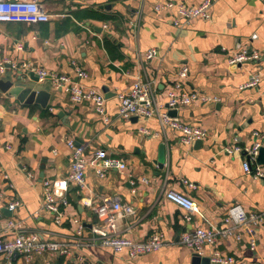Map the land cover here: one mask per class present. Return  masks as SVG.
<instances>
[{
  "label": "crops",
  "instance_id": "crops-1",
  "mask_svg": "<svg viewBox=\"0 0 264 264\" xmlns=\"http://www.w3.org/2000/svg\"><path fill=\"white\" fill-rule=\"evenodd\" d=\"M199 1L37 0L49 15L47 23H0V62L16 66L6 67L3 75L13 81L21 75L27 82L30 69L41 68L105 97L101 116L88 102H70L48 78L36 83L50 93L45 108L0 92V238L12 236L8 225L18 223L42 241L68 249L67 255L47 252L29 262L15 255L13 264H51L58 256L62 264H193V252L180 243L184 232L223 227L233 204L247 212L264 211V181L244 173V152H224L226 146H250L254 132L264 134V0H218L208 19L189 24H182L173 9H154ZM86 9L111 19L78 21L76 13ZM241 49L258 58L229 65V52ZM150 50L154 56L147 59ZM181 67L187 69L184 88L210 100L170 110L165 94ZM76 68L86 77L79 78ZM253 73L259 74V84L242 88ZM137 80L151 82L160 112L201 128L205 138L187 146L157 116L120 119L117 96ZM69 140L85 147L87 159L104 150L123 160L126 169L99 178L88 168L84 188L68 184L62 192L67 206L60 208L57 221L44 209L43 182L67 177ZM261 142L264 147V138ZM168 190L193 200L197 212L190 221L165 199ZM104 199L133 209L117 215V236L144 242L161 234V247L134 259L126 250L103 247L91 229ZM11 202L17 203L13 212L7 208ZM239 235V240L219 238L215 248L239 263L264 264V229L244 228ZM210 251L206 247L199 258H209Z\"/></svg>",
  "mask_w": 264,
  "mask_h": 264
},
{
  "label": "built area",
  "instance_id": "built-area-1",
  "mask_svg": "<svg viewBox=\"0 0 264 264\" xmlns=\"http://www.w3.org/2000/svg\"><path fill=\"white\" fill-rule=\"evenodd\" d=\"M218 0H200L193 6H187L183 3L167 2L163 5L156 4L154 9L174 10L175 14L182 18V24H189L195 20H206L213 4ZM49 15L44 12L37 0H0V23H24L36 24L48 22ZM21 49L20 45L17 46ZM154 56V51L146 53V58ZM258 58L255 53H248L246 50H233L227 56L229 65H241L253 62ZM16 68L9 64V61L0 62V75L4 74L6 67ZM26 68V65H23ZM77 76L85 78L86 74L81 69L76 68ZM31 73L37 76L38 80L50 79L55 89L65 93L70 102L79 104L88 102L93 110L101 116L105 115V97L98 91L86 88L83 85L71 81L69 77L63 74H55L41 68H31ZM187 77V69L181 67L177 73L175 84L167 90L166 100L170 110H177L181 106L206 102L210 100L200 92L192 90L187 91L183 82ZM260 82V76L253 73L242 88H255ZM118 98L117 115L122 120H128L132 117L150 118L157 116L161 126L173 130L179 134V142L183 145H191L193 142L202 140L206 132L199 127H194L180 121L177 117H172L167 113L159 111L154 103L152 84L149 81L137 80L132 84L129 91L120 93ZM255 140L248 147L237 145L226 146L224 152L231 155L235 152H244L246 159L243 161V171L254 180L264 181V166L257 162L259 149L262 147L264 134L254 132ZM70 150L69 154V173L67 177L58 182L45 180L44 185V209L58 221L60 208L67 206V200L62 192L67 190L68 184H73L79 189L85 186V172L92 168L99 178H104L109 171L115 170L124 172L126 164L123 160L107 154L104 150L93 152L90 159L85 157V147L76 144L72 140L67 142ZM165 199L180 208L184 212L186 222L190 221L193 213L197 212V207L192 199L178 193L174 190H168L164 194ZM86 205H90L85 202ZM17 203L11 202L7 208L13 212ZM130 215L133 209L128 204H120L117 200L104 199L103 204L96 210L98 223L92 227V234L97 237L103 247L110 248L113 252L126 250L129 258H137L144 254L158 250L163 244L161 234H153L147 241L138 242L129 238L119 237L115 234V222L118 214ZM8 227L13 228L12 236L0 238V264H13L11 258L15 255L23 261L29 262L36 256H42L44 253H58L67 255L68 249L56 242H46L39 238V235L27 232L18 223H10ZM262 228L264 229V211L247 212L239 204H233L229 207L227 214L223 218V227L216 228H195L184 232L180 237V243L191 250L194 255L201 256L204 249L210 248L209 262L211 264H260L258 262L239 263L233 256L222 254L215 246L219 238L235 237L239 240L240 229L244 228ZM253 245V244H252ZM99 264V263H92Z\"/></svg>",
  "mask_w": 264,
  "mask_h": 264
},
{
  "label": "water",
  "instance_id": "water-1",
  "mask_svg": "<svg viewBox=\"0 0 264 264\" xmlns=\"http://www.w3.org/2000/svg\"><path fill=\"white\" fill-rule=\"evenodd\" d=\"M37 82L38 78L33 73H29V81L27 82L23 81L21 75L17 77L16 81L11 80L9 75H0V92L27 104L37 103L41 108H45L50 93L37 87ZM257 162L264 164V147L259 149ZM199 261L202 262L201 264H209V258H199L198 255H194L193 264H197Z\"/></svg>",
  "mask_w": 264,
  "mask_h": 264
},
{
  "label": "trees",
  "instance_id": "trees-1",
  "mask_svg": "<svg viewBox=\"0 0 264 264\" xmlns=\"http://www.w3.org/2000/svg\"><path fill=\"white\" fill-rule=\"evenodd\" d=\"M75 17L78 21L98 20L104 22V21H109L111 19V18H107L103 14H100L98 11H94L90 9L79 11L78 13H76ZM44 23H36V24H44ZM62 263H63V258L58 256L51 264H62ZM33 264H36V262H34Z\"/></svg>",
  "mask_w": 264,
  "mask_h": 264
}]
</instances>
